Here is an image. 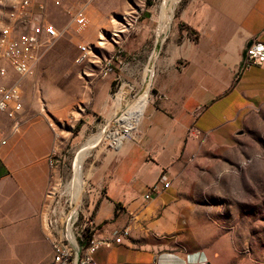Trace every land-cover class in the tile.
<instances>
[{"label":"rangeland","instance_id":"1","mask_svg":"<svg viewBox=\"0 0 264 264\" xmlns=\"http://www.w3.org/2000/svg\"><path fill=\"white\" fill-rule=\"evenodd\" d=\"M17 1L0 0V28L8 23L7 15ZM80 1L68 0L66 7L58 9L47 0V17L65 32L41 60L35 76L21 81L19 134L27 123L42 120L52 138L45 158L50 177L44 208L38 215L49 237L51 223L57 220L60 224L64 212L77 210L83 223L87 204L95 200L100 171L120 150V145L112 146L106 138L112 120L127 111L130 100L140 93L148 67L154 70L151 100L170 48L191 36L188 28L176 22L181 0L174 6L168 30L161 27L164 0H94L87 25L78 29L71 15ZM81 43L93 51L86 65L76 62ZM102 63H109L111 77L101 72ZM0 65L7 71L5 77L0 75V87L18 80L11 67L3 61ZM121 91L126 102L118 109L116 99ZM253 117L244 123L231 147H203L182 168L179 228L169 237L177 247L168 251L171 257L158 254L157 264H264V109ZM11 128L12 121L0 112V141ZM101 133L103 138L96 142ZM13 138L0 147V164L11 168L23 163V153L10 149ZM85 146L89 154L81 165L82 188L76 195L74 171Z\"/></svg>","mask_w":264,"mask_h":264},{"label":"crops","instance_id":"2","mask_svg":"<svg viewBox=\"0 0 264 264\" xmlns=\"http://www.w3.org/2000/svg\"><path fill=\"white\" fill-rule=\"evenodd\" d=\"M182 1L176 22L191 36L170 48L142 120L95 183L88 234L104 241L94 254L97 264H157L158 254L171 257L182 168L203 147H231L247 119L264 109V65L237 74L250 41L264 42V0ZM47 126L34 120L22 134L11 128L5 137L8 143L19 134L10 149L23 153V163L0 164V264L52 262L38 216L50 177ZM124 229L128 235L117 243Z\"/></svg>","mask_w":264,"mask_h":264},{"label":"built area","instance_id":"3","mask_svg":"<svg viewBox=\"0 0 264 264\" xmlns=\"http://www.w3.org/2000/svg\"><path fill=\"white\" fill-rule=\"evenodd\" d=\"M55 8L67 6L68 0H49ZM94 0H81L71 15V21L82 29L87 25V12ZM47 0H20L15 2L9 11L8 23L0 28V61L5 62L19 76L10 86L0 87V112H3L13 122L12 132L20 130L18 114L23 109L21 81L33 78L44 56L55 46L65 30L57 27L46 15ZM76 62L86 65L92 58V47L81 43ZM264 65V42L253 38L247 46L246 55L238 70V75L252 67ZM103 66V63H102ZM111 67H101V72L107 75ZM6 67L0 65V75L5 77ZM7 144V139L0 141V146ZM170 183L166 182L165 187ZM158 187L154 186L153 190ZM94 202L87 204V217L81 222L82 215L77 210H69L62 214V222L51 223L53 231L46 236L52 250L51 264H97L95 252L104 244L103 240L91 238L87 233L93 224ZM81 215V216H80ZM64 226L65 230L64 231ZM61 227V229H58ZM71 228L72 237L68 233ZM116 242L128 235L127 229L119 232Z\"/></svg>","mask_w":264,"mask_h":264},{"label":"bare ground","instance_id":"4","mask_svg":"<svg viewBox=\"0 0 264 264\" xmlns=\"http://www.w3.org/2000/svg\"><path fill=\"white\" fill-rule=\"evenodd\" d=\"M178 1L179 0H164V2H163V6L161 7L162 8L161 9L162 10L161 11V20H162V26L161 27H163L164 30H168L169 25L171 24L170 21L172 18L174 6L176 5V3ZM159 29H161V28H159ZM148 68H146V70L144 72L142 88H141L140 93L137 95L136 98L130 100V102L128 103L129 104L128 110L124 111V113L122 112L123 113L122 115L117 116L111 122V125L112 124L113 125H112L111 130H110V132L106 138L109 139L110 145H112V146L121 145V143L127 138V136L130 135L133 131H135L137 129L140 121L143 118L144 112H145L146 107L149 103V89L151 86V79L154 76L153 68L152 67H151V69H148ZM116 102L118 105V109H121L125 106L124 103L126 102V100H125L123 91L118 93V97L116 99ZM102 138H103L102 133L97 135L96 142L101 141ZM87 150H88V147H86V146L83 147L81 149V151L79 152L78 157H77V166H76V169L74 171V179H73L74 184L76 186L75 194L76 193L79 194L81 192L80 189L82 188V181H83L81 179V172L83 170L81 165L83 163L85 155L89 154V152L87 153ZM89 151H90V149H89ZM68 233L72 237L71 228L68 229Z\"/></svg>","mask_w":264,"mask_h":264},{"label":"trees","instance_id":"5","mask_svg":"<svg viewBox=\"0 0 264 264\" xmlns=\"http://www.w3.org/2000/svg\"><path fill=\"white\" fill-rule=\"evenodd\" d=\"M86 238H87V240H89V239H91L92 237H91V235L87 234Z\"/></svg>","mask_w":264,"mask_h":264}]
</instances>
